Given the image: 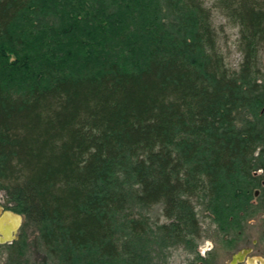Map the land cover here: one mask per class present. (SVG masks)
<instances>
[{
    "label": "trees",
    "instance_id": "obj_1",
    "mask_svg": "<svg viewBox=\"0 0 264 264\" xmlns=\"http://www.w3.org/2000/svg\"><path fill=\"white\" fill-rule=\"evenodd\" d=\"M87 1L121 12V0ZM219 1L241 29L237 71L217 51L205 2L155 0L161 34L145 68L113 63L38 82L33 60L18 55L26 35L16 25L60 33L66 11L0 0V191L38 229L42 264H74L90 249L85 264H152L151 219L136 209L160 206L157 237L187 247L205 212L224 215L226 234L264 219V0Z\"/></svg>",
    "mask_w": 264,
    "mask_h": 264
},
{
    "label": "rangeland",
    "instance_id": "obj_2",
    "mask_svg": "<svg viewBox=\"0 0 264 264\" xmlns=\"http://www.w3.org/2000/svg\"><path fill=\"white\" fill-rule=\"evenodd\" d=\"M121 1V12L115 13L87 0H54L62 3L67 15V31L60 33L36 35L28 27V22H18L14 32L17 36H22L23 32L26 35L25 46L20 48L18 55L21 58L29 56L33 60L35 81L40 80L41 75L45 79L49 74L100 72L113 63L126 69L145 68L150 60L149 43L161 34L156 27L158 3L155 0ZM202 1L212 11L217 51L231 71L239 70L245 59L239 25L222 11L219 0ZM259 68L264 72V48L260 53ZM12 83L11 87H17ZM0 201L5 202L8 211L18 213L15 203L3 190L0 191ZM133 211L151 219V232L146 242L150 244L152 264H264L263 217L251 219L242 226H236L240 229L238 232L226 234L228 223L224 215L221 213L219 218L217 214L205 212L200 216L201 237L195 246L187 247L168 244L162 237H157L159 225L167 222L160 206L142 213L140 209ZM39 235L38 229L27 224L23 217L17 242L0 247V264L44 263ZM124 239L120 235L118 242ZM133 242L145 243L139 236ZM92 255H95L92 249L85 250L78 254L74 264H85L89 256L94 259ZM125 259L122 257L111 263L92 260L90 264H129Z\"/></svg>",
    "mask_w": 264,
    "mask_h": 264
},
{
    "label": "flooded vegetation",
    "instance_id": "obj_3",
    "mask_svg": "<svg viewBox=\"0 0 264 264\" xmlns=\"http://www.w3.org/2000/svg\"><path fill=\"white\" fill-rule=\"evenodd\" d=\"M0 202H1L0 203V225H1V227L4 226V227H6V229H9V230L12 231L16 227V222L13 219L12 220L5 219L6 213L7 212H11V213H13L15 215H21V214L15 213L13 211H8L5 202L4 201H0ZM22 225H23V223H22ZM21 226L18 227L17 232H14V234H13L14 235V239L12 241H8V242H5V243L1 242V238H3V234L0 231V247L6 246L7 244L16 243L17 240H18V234H19V230H20Z\"/></svg>",
    "mask_w": 264,
    "mask_h": 264
},
{
    "label": "water",
    "instance_id": "obj_4",
    "mask_svg": "<svg viewBox=\"0 0 264 264\" xmlns=\"http://www.w3.org/2000/svg\"><path fill=\"white\" fill-rule=\"evenodd\" d=\"M5 219H8V220H15L16 222V227L14 228V230H9V229H6V227L0 225V231L2 232L3 234V238H1V242L5 243V242H8V241H12L14 239V232H17V229L18 227H20L23 223V216L21 215H15L11 212H7L6 213V217Z\"/></svg>",
    "mask_w": 264,
    "mask_h": 264
}]
</instances>
